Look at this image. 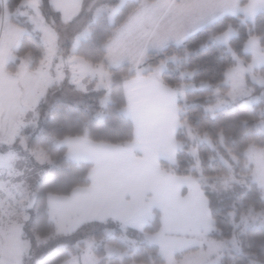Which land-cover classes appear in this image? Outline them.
Masks as SVG:
<instances>
[{"label":"trees","instance_id":"16d2710c","mask_svg":"<svg viewBox=\"0 0 264 264\" xmlns=\"http://www.w3.org/2000/svg\"><path fill=\"white\" fill-rule=\"evenodd\" d=\"M23 1L7 0L6 12L12 15ZM155 1L128 2L118 13L113 25L108 23L105 15L87 23L88 37L80 43L74 55L94 66L105 64L104 45L117 28L126 22L142 2ZM114 3L117 0H86L83 15L73 25L86 20L90 5L111 6ZM41 9L48 24L53 27L61 24L49 0H41ZM53 19L59 22L53 23ZM15 23L23 28L24 35L9 70L15 72L27 56L32 57L31 70H34L43 59V44L32 24ZM229 26L237 30V36L230 44L238 53L249 34L264 38V14H259L254 24L242 23L239 18L226 16L212 26L190 34L180 45L149 53L141 66V74L149 75L164 63L161 82L175 92L184 88L185 84L197 87L201 83L222 84L225 71L233 62L230 53L224 47L214 44L212 38ZM109 71L113 80L109 92L90 96L80 105L59 102L50 109L41 106L37 110L38 115H47L43 124L37 130L29 128L21 132V138H24L29 149L43 151L51 161L50 168L44 170L45 173L31 187L32 196L29 200L35 199L33 210L25 208V212L32 215L28 228L45 239V244L33 257H24L21 264H63L81 255L88 243H93L92 252L99 260L98 264H165L159 248L145 239V235L156 234L161 229V216L157 211H154L153 221L142 231L106 220L85 224L70 234L58 235L49 219L47 196L68 197L77 188L89 187V173L92 169L89 164L69 160L65 148L58 146L59 142L66 138L80 137L95 143L124 146L134 139L133 125L125 115L123 82L135 77L137 73L130 71L128 66ZM255 93L263 96L259 104L247 106L236 102L213 116L205 112L214 103L210 90H186L184 101L177 96L179 129L176 136V163L170 165L161 162L160 167L169 175L189 178L200 186L208 201L214 226L209 238L216 241L229 239L233 235L234 223L242 215L250 211L264 212L260 188L251 180H246L245 176L252 166L245 168L247 160L243 156L249 146L264 150V89L255 87ZM102 97L103 101L106 100L104 105L101 104ZM185 127L192 134L208 137L211 144L191 142ZM191 148L197 150V155L189 153ZM219 178H233L235 182L227 189L212 190L213 181ZM237 232L240 250L226 254L221 264H264V228L252 227ZM107 247L118 250L123 256L107 258Z\"/></svg>","mask_w":264,"mask_h":264},{"label":"crops","instance_id":"0c3cea01","mask_svg":"<svg viewBox=\"0 0 264 264\" xmlns=\"http://www.w3.org/2000/svg\"><path fill=\"white\" fill-rule=\"evenodd\" d=\"M49 1L62 26L72 25L83 15L86 2V0ZM161 1L156 0L147 4L146 12H151L150 17L144 15L145 12L142 10L144 2L141 3L126 22L117 28L105 45L107 68L140 66L147 54L163 51L171 45H180L190 34L198 30L200 21L195 15L193 1ZM6 2L7 0H0V52L3 42L7 43L5 51L9 55L5 59V71L10 72V77L6 81L9 82L10 90L5 97V107L0 108V140L12 139L16 143L25 142L24 138H21V132L26 128H32L28 125L31 110L34 109L37 113L41 106L50 109L53 105L46 107L44 101L40 100L31 103L27 109L36 82L26 79L25 76L16 82V78L22 63L31 73L30 76L33 74L31 56L25 57L15 72L9 70L24 30L15 23L17 21L14 14L17 10L12 15L6 12ZM158 3H161L162 8L155 11ZM171 6L178 10L174 16L166 20V14L170 15L173 11L168 9L165 12L164 9ZM87 22L89 23L88 17L84 21L85 28ZM170 22L172 23L169 26ZM38 35L42 43V37L39 33ZM116 40L120 41V44H115ZM161 40L162 44L158 42ZM109 45H112L113 49L111 54ZM54 88L63 91V87ZM123 94L125 115L134 129L133 141L124 146L95 143L80 137L66 138L59 142L58 146L65 148L69 160L89 164L92 169L89 173V187L77 188L68 197L47 196L49 219L58 235L70 234L85 224L106 220H113L126 228L142 231L153 221L154 211H157L161 216V229L154 235H145V239L156 245L160 254L164 250H169L170 256L166 261L175 263L177 256L184 254L186 250L192 251L194 249L191 248L197 246L193 245L197 244L193 241L194 238H175L178 234L184 237L188 232L197 233L205 230L204 226H207L209 236L214 230L208 212V201L205 202L202 198L204 195L200 186L189 178L169 175L160 167L161 162L170 165L176 163V136L179 129L178 93L165 86L161 82V77L137 73L135 77L123 82ZM18 138L19 141H16ZM25 144L24 148L29 149L26 142ZM5 149L0 147V151ZM25 161L28 162L27 159ZM11 175H14L13 178ZM14 182H19L15 173H8L7 169L0 170V196L19 198L16 199L14 207L0 209V220L20 224L23 216L22 203L24 199L29 201L32 185L26 181L21 187H13ZM166 222L170 225L168 233L162 232ZM162 237L164 244L160 245L158 242L162 241H157L156 238Z\"/></svg>","mask_w":264,"mask_h":264},{"label":"rangeland","instance_id":"374dc122","mask_svg":"<svg viewBox=\"0 0 264 264\" xmlns=\"http://www.w3.org/2000/svg\"><path fill=\"white\" fill-rule=\"evenodd\" d=\"M137 1L138 0H117V3L111 6L90 5L87 13L89 23L105 15L108 23L113 25L120 10L128 2ZM192 1L195 6V15L200 21L197 27L198 30L210 27L226 16L239 18L242 23L254 24L256 17L259 14H264V0H191V2ZM160 2L162 1L160 0ZM35 4L36 6L34 7L32 0H24L14 14V19L17 22L31 23L34 26L35 31L42 37V44L44 47L43 59L35 68L36 70L34 69L31 76L29 70L23 67V63L21 68L20 66L18 67L20 69L17 74L16 82L20 81L23 76H25L26 79H30L32 82H36L27 109L30 107L31 103L34 104V101L40 100L44 101L46 107H51L56 101L78 105L85 102L90 96H94L101 92H109L113 80L111 72L109 71L110 69L106 67V61L103 65L94 66L74 55L80 43L85 41L88 37V29L85 28L84 22L76 25L65 24L62 26L58 24L55 27H50L46 24V21H44L46 18L44 19L45 16L42 14L41 0H35ZM147 4L149 3H143L142 10H144L145 16L150 17L151 12H146L148 8ZM183 5L184 3L180 8ZM161 8V3H158L154 10H161ZM113 9H116L115 13L112 12ZM168 9L173 11V13L170 15L166 14V20L174 16L175 11L178 10L171 6L165 8L164 11L166 12ZM98 10L100 11L98 12ZM162 20L165 21V19ZM57 22H59L57 19H53V23ZM171 23L172 22H170L169 26ZM175 28L176 26L173 30H175ZM45 29H47L50 37L55 38L56 43L54 51H50V46L46 43ZM236 36L237 30L229 26L224 32L212 38L214 44L224 47L226 51L230 53L233 62L225 71L223 83L220 85L201 83L198 87L194 84H185L183 85L185 86L184 88L177 90L178 97L181 101L185 99L186 90H210L214 98V103L208 106L205 112L213 116L217 111L233 105L236 102H242L247 106H255L263 100L262 95L255 93V87L261 90L264 89V58H262L264 57V38L256 34H249L241 47L240 53H238L230 44L231 40ZM115 42H117L115 44H120V41L116 40ZM7 46L8 44L3 42L0 52V67H2V69H0V108L5 107V97L10 90L9 82H6L10 77V72L5 71V59L9 55V53L5 51ZM73 57L79 59L74 60ZM14 60L11 61V63L14 62ZM144 61L141 63L143 64ZM100 66H102L103 72L105 73L103 81H101L99 71L96 70L99 69ZM141 66L142 65L137 67L130 66L128 68L130 71L141 74L143 72ZM164 70L165 64L161 63L158 67L153 69L149 75L161 77ZM54 87H63V91H57ZM221 87L225 88V90H222L223 88L221 89ZM101 101V104L104 105L106 100L103 101L102 97ZM30 115L31 120L30 122L28 121V125L35 130H37L47 118V115L39 116L34 109L31 110ZM25 130H28V128ZM185 130H187V137L191 142H195L196 144H211L208 137L192 134L187 127H185ZM6 133L8 132L6 131ZM19 139L20 138L16 139V141H19ZM19 142L15 143L12 139L7 141L0 140V147L6 148L0 151V170L4 171L7 169L8 173H15V176L19 178V182H14L12 184L13 187H21L26 181L33 185L37 182L38 178L45 173L44 170H48L51 166L50 159L43 151H30L24 148L26 145L24 141ZM189 153L193 156L197 155V150L191 148ZM243 156L247 160L245 168L248 169V165L252 166L248 175L245 176L246 180H251V182L255 183L260 188L264 200V183H262V178H264V150L249 146L244 151ZM26 159L28 162L25 161ZM18 162H22L23 166H20L22 164ZM17 163L18 166H16ZM13 176L14 175H11L12 178ZM234 182L235 180L233 178H219L213 181L211 189L215 191L227 189L231 187ZM15 197L16 196H13V199H15ZM192 198L195 201L193 196ZM202 198L206 202L207 199L205 195ZM27 203L28 200L24 199L22 203V223H8L4 222L3 219L0 220V264H21L24 257H33L45 244V239L35 235L28 228V221L32 215L28 211L25 212ZM192 216L194 217V213H192ZM197 216L200 217L198 214ZM208 220L210 221L209 217ZM169 226L170 225L166 222L162 232L165 231L168 233ZM252 227L264 228V212L250 211L242 215L238 221L234 223L233 235L227 240L216 241L209 238L207 226H204L205 230H201L197 233L188 232L184 237L178 234L175 238H194L193 241H196L197 244L193 245L197 246H193L191 249L194 250L192 251L186 250L183 252L184 254L181 253L177 260H174L175 263L170 262V260L166 261L170 256L169 250H164L160 255L163 260H165V264H221L226 254L235 253L240 250L237 231ZM156 239L157 241H162L163 237ZM158 243L163 245L164 241ZM92 247L93 243H88L81 255L73 257L63 264H98L99 260L92 252ZM105 251L107 258H121L123 256L121 252L111 247H107Z\"/></svg>","mask_w":264,"mask_h":264},{"label":"snow or ice","instance_id":"6c2138e0","mask_svg":"<svg viewBox=\"0 0 264 264\" xmlns=\"http://www.w3.org/2000/svg\"><path fill=\"white\" fill-rule=\"evenodd\" d=\"M32 3H33V6L35 7L36 6V4H35V0H32ZM100 10H98V12H99ZM115 11H116V9H113L112 10V12L113 13H115ZM79 39V38H78ZM45 40H46V43L50 46L49 47V50L50 51H54L55 50V38L54 37H50L49 35H48V32H47V29H45ZM159 43H163V40H161V41H158ZM75 47V46H74ZM108 48H109V54H111V52H112V45H109L108 46ZM262 58H264V57H262ZM73 59L75 60V59H79V58H77V57H73ZM97 71H99V73H100V76H101V81H103V78H104V75H105V73L103 72V68H102V66H100V68L99 69H96ZM233 98H235V97H233ZM262 183H264V178H262Z\"/></svg>","mask_w":264,"mask_h":264},{"label":"built area","instance_id":"2783aa9c","mask_svg":"<svg viewBox=\"0 0 264 264\" xmlns=\"http://www.w3.org/2000/svg\"><path fill=\"white\" fill-rule=\"evenodd\" d=\"M18 198V197H16ZM15 201L12 198L0 196V208L5 207H14Z\"/></svg>","mask_w":264,"mask_h":264},{"label":"water","instance_id":"95a60500","mask_svg":"<svg viewBox=\"0 0 264 264\" xmlns=\"http://www.w3.org/2000/svg\"><path fill=\"white\" fill-rule=\"evenodd\" d=\"M31 196H32V194H31ZM34 205H35V199H33V200H29L28 203H27V207H26V209H27L28 211H31V210H33V208H34Z\"/></svg>","mask_w":264,"mask_h":264}]
</instances>
